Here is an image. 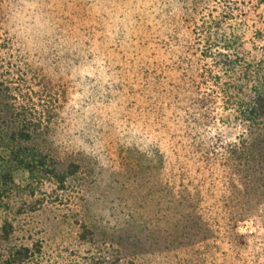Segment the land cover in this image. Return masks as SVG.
I'll list each match as a JSON object with an SVG mask.
<instances>
[{"label": "rangeland", "instance_id": "1", "mask_svg": "<svg viewBox=\"0 0 264 264\" xmlns=\"http://www.w3.org/2000/svg\"><path fill=\"white\" fill-rule=\"evenodd\" d=\"M239 4L234 17L217 27L210 23L223 9L216 0L202 1L197 11L192 0H0L1 30L21 55L64 83L66 97L52 139L79 152L87 172L79 187L50 197L33 212L36 237L52 252L72 255L86 248L73 224L82 207L103 228L147 239L149 264H164L160 256L177 252L153 250L165 245L164 215L174 214L185 196L202 198L204 214L232 222L240 233L258 230L256 219L238 218V179L219 165L211 170L193 161L190 149L183 148L191 140L188 112L202 113L189 107L190 92L182 86L188 88L196 68L207 62L201 59L205 21L217 38L236 34L248 60L256 63V78L248 81L252 75L243 73L239 81L256 80L257 86L259 71L264 80V35L258 32L264 31V1ZM213 113L222 119L201 126L202 135L222 133L235 140L243 132V124L224 122L233 112L220 97ZM53 186L44 189L56 196ZM214 242L207 257L223 260L228 243ZM257 252L250 264H264V243L257 244Z\"/></svg>", "mask_w": 264, "mask_h": 264}, {"label": "trees", "instance_id": "2", "mask_svg": "<svg viewBox=\"0 0 264 264\" xmlns=\"http://www.w3.org/2000/svg\"><path fill=\"white\" fill-rule=\"evenodd\" d=\"M192 1L197 11L205 0ZM216 1L223 4V9L219 15L211 16L210 23L220 27L234 17L241 0ZM210 23L205 21L202 25L206 38L201 59L207 62L196 68L188 88L182 86L190 92L189 107L202 111L201 115L188 112L191 140L183 148L190 149L193 161H202L211 170L219 165L229 177L238 179L237 216L256 219L258 230L240 233L232 222L224 224L216 216L204 214L200 207L202 198H179L175 213L164 215L165 248L153 250L155 254L164 249L177 251L160 256L165 258L164 264H250L255 260L251 255L259 257L257 244L264 243L263 72H258L257 86L256 80L242 84L239 77L243 73L246 77L252 75L248 81L256 78V63L248 60L236 34L217 38L212 35ZM258 32L264 35V31ZM14 45L12 37L0 28V264L152 263L147 239L133 231L101 227L85 207L77 210L73 222L79 225L78 239L86 247L80 253H54L43 238L36 237L37 228L31 222L33 212L48 203L50 197L79 187L78 179L85 178L87 172L79 152L71 153L52 139L66 97L64 83L21 55ZM219 97L224 108L233 112L224 122L245 126L235 140L225 139L222 133L205 136L200 130L201 126L215 125L222 119L213 113ZM48 183L54 185L56 196L44 189ZM41 187L45 191L40 190V195L31 200ZM24 188L30 192L25 193ZM213 240L228 243L223 260L207 257L208 250L216 246ZM201 244L202 248L197 249Z\"/></svg>", "mask_w": 264, "mask_h": 264}]
</instances>
